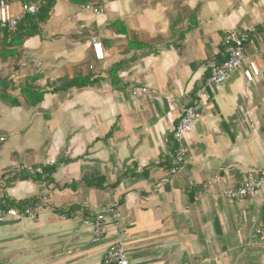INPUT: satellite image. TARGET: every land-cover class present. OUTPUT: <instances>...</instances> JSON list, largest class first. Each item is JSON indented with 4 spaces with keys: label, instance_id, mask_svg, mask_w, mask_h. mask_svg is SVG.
<instances>
[{
    "label": "crops",
    "instance_id": "0c3cea01",
    "mask_svg": "<svg viewBox=\"0 0 264 264\" xmlns=\"http://www.w3.org/2000/svg\"><path fill=\"white\" fill-rule=\"evenodd\" d=\"M47 1L7 3L16 16L23 3L40 10ZM263 25L264 0H54L49 19L19 46L8 47L18 30L0 32V96L20 103L0 99V200L46 199L37 219L0 224V264H104L118 241L130 264H264L255 243L264 184L254 197L222 198L264 172ZM245 34L259 75L246 82L238 70L210 90L183 139L185 163L170 174L182 108L225 60V41ZM94 36L102 62L93 59ZM77 77L93 83L52 91ZM25 88L45 91L43 101L28 106ZM106 208L120 212L126 235L109 223L93 243L82 221Z\"/></svg>",
    "mask_w": 264,
    "mask_h": 264
},
{
    "label": "built area",
    "instance_id": "2783aa9c",
    "mask_svg": "<svg viewBox=\"0 0 264 264\" xmlns=\"http://www.w3.org/2000/svg\"><path fill=\"white\" fill-rule=\"evenodd\" d=\"M86 9L93 10L95 14L101 13L102 10L93 8L91 4L85 5ZM39 12V7L33 2L23 3L20 8V14L12 16L10 14L7 0H0V27L7 29L11 33H15L19 23L26 16H36ZM247 35L241 38L225 41V60L219 64L211 67L210 73L206 81L195 92L192 103L185 106L181 110V115L177 126L175 127L172 137L176 145V149L171 158L170 174H175L181 169L186 160V149L183 144V139L188 135L192 127L205 110V102L211 100L210 90L227 81V79L236 71L242 70L246 82H252L253 79L259 75V69L254 61L247 59L244 52V44L247 42ZM91 51L95 62H102L105 60V50L103 43L96 36L91 39ZM93 65L89 68L93 69ZM147 88H136L133 95L146 94ZM54 161L45 162L34 169V174L43 175L44 169L47 166L54 165ZM263 175H251L249 178L243 180L241 184L236 187L226 189L222 193V198L229 201L243 200L254 197L261 186L264 184ZM208 189H203L198 192L196 197H201ZM45 198L39 203L21 207L18 202L11 200H0V224L8 220H34L37 219L43 211ZM61 218H67L66 214H58ZM112 224L118 233L125 236V229L121 226V215L116 208H106L104 210L95 212L93 215L87 216L83 219L82 225L90 227L92 230V242L99 243L108 234V224ZM255 239V243L264 248V227H262ZM104 264H130L127 256L124 241H118L111 244L104 254Z\"/></svg>",
    "mask_w": 264,
    "mask_h": 264
},
{
    "label": "trees",
    "instance_id": "16d2710c",
    "mask_svg": "<svg viewBox=\"0 0 264 264\" xmlns=\"http://www.w3.org/2000/svg\"><path fill=\"white\" fill-rule=\"evenodd\" d=\"M80 2H83V1H80ZM83 3H85V2H83ZM53 5H54V0H48L44 5L41 6V8L39 10V14L36 17H27L26 20L19 23L18 29H17L18 32L16 35L12 36L11 41L8 44V47L19 46L25 37H31L34 34H36L38 32L39 24L44 23L49 19ZM256 30L264 33V25L261 27H257ZM122 31L124 34H126V32H127L126 30H122ZM0 32H3L4 37H7L8 33L11 34V32L4 31L2 29H0ZM247 37L249 38V35H247ZM129 47L132 49L140 50V49L144 48V45H133V44L129 43ZM13 53L14 52L12 50L7 51V52H5V54L3 56H5V58H7L8 56H13ZM116 73H117V71H115V70L110 71V77H111L113 85L116 84ZM90 83H93V81H90L89 79L77 77L73 80H69V81L65 82V84H63L60 87L54 88L52 91L64 90L66 88H71V87L86 86ZM22 94L25 97L27 105L31 106V107H35L43 101V97L46 94V92L40 91L37 89H31V88L26 89L25 88V89H23ZM0 99L9 103L12 106H18L20 104L16 98L10 97L6 94H2L0 96ZM96 186H98V185H96ZM33 204H34L33 202L28 203L26 201L18 203V205L21 207H25V206H29V205L31 206Z\"/></svg>",
    "mask_w": 264,
    "mask_h": 264
},
{
    "label": "water",
    "instance_id": "95a60500",
    "mask_svg": "<svg viewBox=\"0 0 264 264\" xmlns=\"http://www.w3.org/2000/svg\"><path fill=\"white\" fill-rule=\"evenodd\" d=\"M166 46H169V44H167ZM166 46H165V47H166ZM162 47H163V46H162ZM162 47H161V49H162ZM158 50H160V47H158Z\"/></svg>",
    "mask_w": 264,
    "mask_h": 264
}]
</instances>
